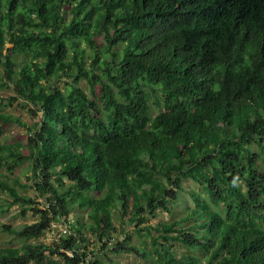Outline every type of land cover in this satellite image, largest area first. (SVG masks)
<instances>
[{"label":"trees","instance_id":"1","mask_svg":"<svg viewBox=\"0 0 264 264\" xmlns=\"http://www.w3.org/2000/svg\"><path fill=\"white\" fill-rule=\"evenodd\" d=\"M5 88L32 124L1 112ZM26 163L32 186L12 178ZM178 191L181 220L137 230L155 264H264V0H0V209L39 218L19 238L69 227L0 264H102L86 234L107 246L116 209L140 225Z\"/></svg>","mask_w":264,"mask_h":264},{"label":"rangeland","instance_id":"2","mask_svg":"<svg viewBox=\"0 0 264 264\" xmlns=\"http://www.w3.org/2000/svg\"><path fill=\"white\" fill-rule=\"evenodd\" d=\"M63 82L61 83V85ZM79 85L84 88L88 93H91V88L86 81L81 80ZM98 89V88H97ZM5 96H14L15 100L13 103L7 105L5 108L1 109V112L4 115H14L22 119V122L32 124L36 118L35 115L30 113V109L27 106H22L24 99L19 96L17 93H13V89L5 88ZM9 139L17 138H26L29 136L28 128L22 125H12L9 127L8 131ZM256 150V149H255ZM1 172H6L5 169ZM31 176L29 164L26 163L18 167L12 176L19 177L23 185L32 186V182L28 180V177ZM184 185L189 188L190 182L184 181ZM25 195L36 198V191L32 188H21ZM197 190H199L197 188ZM6 195L3 194V204H7ZM43 198H37V202L42 203L40 208L43 206ZM193 202L189 194L183 191H178L177 200L173 203H169L165 208H158L154 215L147 214V219L143 224L135 225L131 224L128 218H121L118 209L113 213V226L115 228L113 234V240L107 243V246H103L104 243H99L94 239V236L91 233L86 234L89 239V248L96 251V258L100 260L102 264H155L149 254L152 251V238L149 237L148 231L142 232L141 236L137 234V230L140 228L146 227H156L158 224L167 223L172 224L175 221L181 220L187 213V208L192 207ZM68 219L77 223H84L88 221L87 210L76 209L66 213ZM39 221V218L34 216L31 212L26 214H21L19 206H13L8 208L0 209V249L2 248H16L21 247L25 243L31 244H47L52 245L65 238L69 233L68 224H65L62 221L57 223H52V229L45 231L39 239L31 238L27 239L26 237H18L12 230L20 231L27 224H33ZM188 224V223H186ZM189 225V224H188ZM3 226V228H2ZM62 232V234H59ZM152 234L156 237L159 236L158 231L151 230ZM168 232V231H167ZM164 232V234H170L169 232ZM129 238V239H128ZM122 243V246L125 247L123 251L119 252L120 247L117 246L118 243ZM133 248H139V251L132 250ZM179 248L180 252H184L183 247ZM118 249V250H117ZM119 252V253H118ZM143 253L147 256L143 257ZM44 264H65L63 259L59 257L49 256L45 259Z\"/></svg>","mask_w":264,"mask_h":264},{"label":"built area","instance_id":"3","mask_svg":"<svg viewBox=\"0 0 264 264\" xmlns=\"http://www.w3.org/2000/svg\"><path fill=\"white\" fill-rule=\"evenodd\" d=\"M69 233V232H68ZM69 255L72 257L73 255L69 252Z\"/></svg>","mask_w":264,"mask_h":264}]
</instances>
